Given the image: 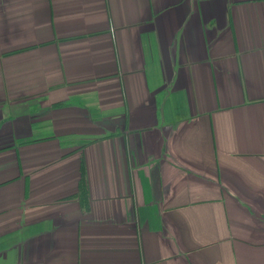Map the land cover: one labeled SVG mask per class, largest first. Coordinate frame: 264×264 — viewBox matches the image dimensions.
Masks as SVG:
<instances>
[{
  "label": "crops",
  "instance_id": "obj_1",
  "mask_svg": "<svg viewBox=\"0 0 264 264\" xmlns=\"http://www.w3.org/2000/svg\"><path fill=\"white\" fill-rule=\"evenodd\" d=\"M0 264H264V0H0Z\"/></svg>",
  "mask_w": 264,
  "mask_h": 264
}]
</instances>
